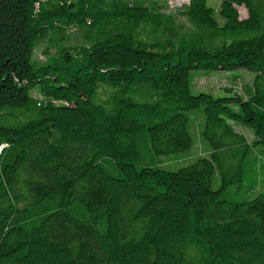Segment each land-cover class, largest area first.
<instances>
[{
	"label": "trees",
	"instance_id": "obj_1",
	"mask_svg": "<svg viewBox=\"0 0 264 264\" xmlns=\"http://www.w3.org/2000/svg\"><path fill=\"white\" fill-rule=\"evenodd\" d=\"M166 6L0 0V264H264V187L225 195L264 146V0Z\"/></svg>",
	"mask_w": 264,
	"mask_h": 264
},
{
	"label": "rangeland",
	"instance_id": "obj_2",
	"mask_svg": "<svg viewBox=\"0 0 264 264\" xmlns=\"http://www.w3.org/2000/svg\"><path fill=\"white\" fill-rule=\"evenodd\" d=\"M186 1L187 0H166V10L176 13L177 9ZM217 2L218 0H209V3L212 5H216ZM237 10L239 16H243L246 13L245 7L242 5H238ZM177 18L184 24L187 23L183 16L177 15ZM40 48L41 47H39V49ZM39 57L42 58L43 55L40 53ZM199 71L203 74H197L194 78L191 79V90L193 92H196L199 89H203L217 95L224 93V90L222 89L224 86H233L235 89L241 92L243 90L244 84H248L250 82L251 76L253 74L252 71L246 70L241 67L235 69L191 70V73L194 74ZM238 75L239 77L236 78ZM198 112V109H191L189 111V114L192 116L193 114H197ZM198 118L200 121H202L203 115L199 113ZM232 124L236 130L241 131L245 135L247 140H250L252 138L250 127L244 126L243 124H240L238 122H233ZM193 131L195 135V141L191 151L187 155L177 157L175 159L176 161L179 162L187 160L190 157H194L196 155L204 153V146L197 135L196 128L193 129ZM262 148V150L258 148L252 151L253 156H255V164L251 168L250 166H248V169L244 170L243 176L239 181L233 182L226 187L225 195L228 198L238 199L241 197H250L256 189L264 187V171L262 165V163H264V146H262ZM179 154H182V152L175 151L165 155H161V157H172ZM164 162H173V159L168 158L164 160ZM167 167L172 168V166Z\"/></svg>",
	"mask_w": 264,
	"mask_h": 264
}]
</instances>
